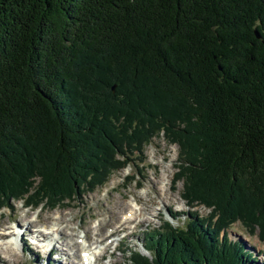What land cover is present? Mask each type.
<instances>
[{"label":"trees","instance_id":"obj_1","mask_svg":"<svg viewBox=\"0 0 264 264\" xmlns=\"http://www.w3.org/2000/svg\"><path fill=\"white\" fill-rule=\"evenodd\" d=\"M160 135L212 211L131 264H258L228 232L264 243V0H0V210L75 201Z\"/></svg>","mask_w":264,"mask_h":264},{"label":"rangeland","instance_id":"obj_2","mask_svg":"<svg viewBox=\"0 0 264 264\" xmlns=\"http://www.w3.org/2000/svg\"><path fill=\"white\" fill-rule=\"evenodd\" d=\"M133 151L128 167L116 171L106 185L82 194L75 201L64 202L56 209L44 204L25 208L24 201H10L9 208L0 210V264H68L72 260L82 264V252L87 249L97 253L104 251L96 264H131V249L151 257L143 248L147 232L164 231L167 221L175 228L186 229L189 212L198 213L202 218L211 215L212 209L203 205L189 207L184 200V182H176L180 158L177 145L160 135L143 150ZM132 209L137 212L136 220L127 225L123 214ZM105 221L101 230V223ZM52 224L64 229L63 235L58 237V246L64 247L66 241L79 243L81 240L91 248L79 247L75 259L72 249H68V256L38 250L30 242L31 237L27 244H23L26 241L23 239L15 244L11 239L4 240L3 234L16 227L27 228L32 233L37 226ZM228 233L232 240L240 241L248 251L256 253L258 264H264V243L258 238L259 232L252 234L237 222ZM112 235L115 237L109 238ZM7 245L12 246L11 251L6 250Z\"/></svg>","mask_w":264,"mask_h":264},{"label":"bare ground","instance_id":"obj_3","mask_svg":"<svg viewBox=\"0 0 264 264\" xmlns=\"http://www.w3.org/2000/svg\"><path fill=\"white\" fill-rule=\"evenodd\" d=\"M147 198H148V194H147ZM132 210L133 211H130L127 214L125 213V215L123 214V218L122 219L124 220V223L127 224V225L129 224V222L136 220L135 217H134V215H136L137 212L136 213L134 212L135 209H132ZM29 225H31V224H29ZM103 225H106V221L101 223V230L103 228ZM59 226L60 225H53V224L51 226L44 225V226H41L40 228L37 226L35 229H33L34 232H32V233H29L27 228H24V227H20L19 226V227H16L17 229L14 230V231H11L10 230L11 232L8 231L6 234L4 233L3 234L4 235V240L11 239L10 242H12L13 244H15L18 241H20V240L23 239V240H26V241H23V244H27L28 238L31 237V238L36 239L35 241H37L38 244H39V246H38V244L35 245L34 248H36V249H38L40 251H44L46 253L47 251L43 250L44 247H43V245H40V244H44V243L45 244H48V245H51L52 244L51 249L48 250V252H50L51 255H53L54 253L60 254V255H65V253H66L67 256L69 255V251H70V250L68 251V249H72V251L75 252L74 253L75 259H77L78 250H79L78 248L79 247L85 248V249L91 248V245L89 243L87 244V242H89L88 240L86 241V244L87 245L82 244L81 243L82 241L80 240L79 243H72V242H69V241L67 242L66 241L63 244L64 247L58 246L59 245V241H58L59 239H58V237L60 235H63L62 233H64V229L61 228V227H59ZM126 229H125V231H126ZM18 235H20V236H18ZM114 235L117 236L116 234H114ZM114 235H112L113 237H109V238H111V239L114 238L115 237ZM18 237H20V239H18ZM11 247L12 246L9 247V245H7L6 246V250L11 251ZM94 252H93V250H89V249L83 251L82 252V256H81L82 264H84V262L87 263V264L91 263L89 260L94 261V264H96L97 259L99 257H102L101 255L103 254L104 251L102 250L101 253H98V254L96 252L95 253ZM68 258L69 259L70 258L72 259V257H70V256ZM71 262L72 263H68V264H79L77 261H73L72 260Z\"/></svg>","mask_w":264,"mask_h":264}]
</instances>
